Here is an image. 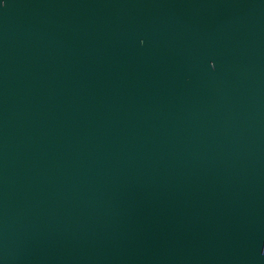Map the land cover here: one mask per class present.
I'll list each match as a JSON object with an SVG mask.
<instances>
[{
  "label": "water",
  "instance_id": "water-1",
  "mask_svg": "<svg viewBox=\"0 0 264 264\" xmlns=\"http://www.w3.org/2000/svg\"><path fill=\"white\" fill-rule=\"evenodd\" d=\"M0 264H264V0H5Z\"/></svg>",
  "mask_w": 264,
  "mask_h": 264
},
{
  "label": "snow or ice",
  "instance_id": "snow-or-ice-1",
  "mask_svg": "<svg viewBox=\"0 0 264 264\" xmlns=\"http://www.w3.org/2000/svg\"><path fill=\"white\" fill-rule=\"evenodd\" d=\"M5 3V0H0V5H3ZM141 43H143V41H141ZM214 67V65H213Z\"/></svg>",
  "mask_w": 264,
  "mask_h": 264
}]
</instances>
